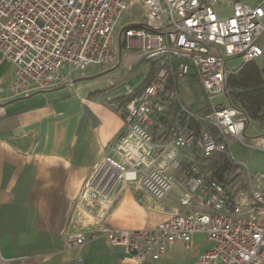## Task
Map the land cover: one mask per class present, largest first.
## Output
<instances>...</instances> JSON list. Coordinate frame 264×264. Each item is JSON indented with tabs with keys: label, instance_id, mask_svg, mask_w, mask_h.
Here are the masks:
<instances>
[{
	"label": "built area",
	"instance_id": "1",
	"mask_svg": "<svg viewBox=\"0 0 264 264\" xmlns=\"http://www.w3.org/2000/svg\"><path fill=\"white\" fill-rule=\"evenodd\" d=\"M224 1L229 14L221 12ZM134 5L142 14L124 25ZM263 32L264 0H0V63L14 67L11 97L71 85L73 72L89 66L113 68L124 47L135 50L134 65L154 67L125 103L122 129L78 188L65 249L103 231L143 263L158 261L176 242L189 248L192 236L203 232L211 246L192 264H264V179L253 180L230 149L235 140L264 152V132L246 135L248 117L230 102L226 87L229 75L264 54ZM231 57L243 63L227 69ZM190 84L201 87L202 99H184L181 89ZM133 90L126 84V94ZM223 95L226 101L214 103ZM214 152L230 154L238 165L228 184L188 165ZM180 168L183 186L176 188ZM119 183L135 184L157 201L174 189L181 209L153 227L104 229Z\"/></svg>",
	"mask_w": 264,
	"mask_h": 264
},
{
	"label": "crops",
	"instance_id": "2",
	"mask_svg": "<svg viewBox=\"0 0 264 264\" xmlns=\"http://www.w3.org/2000/svg\"><path fill=\"white\" fill-rule=\"evenodd\" d=\"M128 50L125 57L132 55L128 64L138 66L141 62L132 63L135 50ZM119 65L105 71L87 67L83 73L73 72L71 85L11 97L8 86L14 67L0 63V264H192L197 254L211 246L207 235L197 232L189 248L176 242L158 261L143 263L124 245L108 242L103 231L89 233L82 247H63L78 188L124 123V106L119 107L114 99L125 95V90L118 94L105 81L95 85ZM146 65L143 79L129 84L133 88L147 78L151 65ZM184 170L176 172V188L183 186ZM131 185L135 184L115 187V203L102 228L153 227L170 210L181 209L177 193L175 209L137 185L146 197L135 198L128 191Z\"/></svg>",
	"mask_w": 264,
	"mask_h": 264
},
{
	"label": "rangeland",
	"instance_id": "3",
	"mask_svg": "<svg viewBox=\"0 0 264 264\" xmlns=\"http://www.w3.org/2000/svg\"><path fill=\"white\" fill-rule=\"evenodd\" d=\"M251 1H255V0H251ZM224 2H219V4H223ZM223 7L222 9V13L223 14H229V10L230 8L227 7V5L224 3L222 5ZM142 14V9L137 6H131L130 10L128 11V13L124 16L123 19V23L124 25L131 23V21L129 20L130 17L134 18V20H138L140 15ZM130 15V16H129ZM261 45L264 46V33L262 34L261 38ZM129 50L127 48H123L122 49V55H121V63L120 65L117 67L116 70H114L111 74L107 76H103L100 77L99 81L96 82L95 85L101 84V81H105L108 83H111V85L113 84L111 89L116 90V92H118V94H121L124 92L125 90V86L126 84H130V85H135L138 84L143 77L145 76L146 72H147V61L145 62H141L138 66H133L132 64H128V59L132 56L130 55L129 58L125 57V53H127ZM131 51V50H130ZM255 62L258 64V66H260L261 68L264 69V55H262L261 57H259L258 59L255 60ZM242 59L240 57H231L228 59L226 67L227 69H236L238 68L241 64H242ZM92 67V66H89ZM90 69V68H89ZM91 71L88 70V73H90ZM115 73V76H112ZM115 77V78H114ZM86 81L91 80V78L89 79H84ZM228 94H230V89H228ZM181 93L182 96L184 97L185 100H188V98L194 96L195 99H202L203 98V92L201 87H199L198 84H190L188 85V87L181 89ZM225 100V95L223 96H216L215 98H213L214 103L217 102H224ZM226 101V100H225ZM260 117H262L264 119V111H262L260 113ZM264 132V120H253V119H248V127L246 129V135L247 136H254L260 133ZM230 149L232 151V154L234 156L235 159L240 160L243 166V170H249L250 175L253 177V180L259 177H263L264 179V152L258 151L256 149L250 148L247 145H243L241 143H239L238 141L233 140L230 143ZM228 156L231 157L230 154H228ZM247 166V168H246ZM237 167L234 169V172L237 171ZM232 175V173L230 174V176ZM244 174L241 173V175L239 176H233L232 179L236 178L238 180V178L242 179ZM229 176V179H230ZM228 179V181H229ZM175 185H177V181L175 179ZM128 191H130L132 193V195L137 198H144L146 197L145 192L141 189H136L135 185H131L128 189ZM176 196V190H172L165 198H164V202H167L168 204L174 205L175 207V197ZM163 201V200H162ZM177 205V204H176ZM176 209V207H175ZM177 211V210H176ZM171 264V263H168Z\"/></svg>",
	"mask_w": 264,
	"mask_h": 264
},
{
	"label": "trees",
	"instance_id": "4",
	"mask_svg": "<svg viewBox=\"0 0 264 264\" xmlns=\"http://www.w3.org/2000/svg\"><path fill=\"white\" fill-rule=\"evenodd\" d=\"M154 67L148 71L145 81L132 93L115 97L119 107L132 98L139 90H141L149 81ZM226 87L230 89V102L243 110L248 119L264 120L260 117V113L264 111V69L258 66L255 61H249L242 65L237 73L231 74L227 78ZM197 167L200 172L213 171L218 180L228 184V177L238 166L231 160L227 154L222 152H214L210 155L199 157L196 162L188 165Z\"/></svg>",
	"mask_w": 264,
	"mask_h": 264
}]
</instances>
